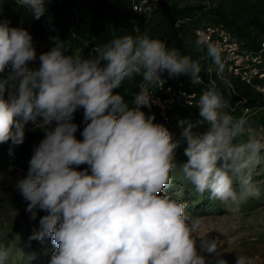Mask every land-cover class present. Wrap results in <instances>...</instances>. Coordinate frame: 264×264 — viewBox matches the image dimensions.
Returning a JSON list of instances; mask_svg holds the SVG:
<instances>
[{"label": "clouds", "instance_id": "obj_1", "mask_svg": "<svg viewBox=\"0 0 264 264\" xmlns=\"http://www.w3.org/2000/svg\"><path fill=\"white\" fill-rule=\"evenodd\" d=\"M50 2L16 0L35 20L45 16ZM10 25L0 19V145L8 143L14 157L29 124L44 134L26 176L14 185L30 220L47 213L29 244L50 238L55 250L49 264H208L201 253L228 264L215 239L203 238L198 245L194 233L202 218L167 191L176 150L186 144L181 170L195 190L210 193L236 215L243 202L261 195L252 172L264 142H238L247 120L231 114L215 81L196 104L199 119L178 122L180 139L142 110L160 104L154 89L162 88L164 73L201 85L199 62L146 33L111 39L87 57L54 36V46L37 55L30 32ZM195 44L206 48L227 84L219 47L199 36ZM37 62L38 67L30 66ZM137 77L139 91L129 103L115 90ZM78 109H83L82 139L76 136L80 125L73 122ZM12 252L0 240V264H8ZM24 255L27 264L36 259L34 252ZM258 261L259 256L240 255L235 264Z\"/></svg>", "mask_w": 264, "mask_h": 264}, {"label": "trees", "instance_id": "obj_2", "mask_svg": "<svg viewBox=\"0 0 264 264\" xmlns=\"http://www.w3.org/2000/svg\"><path fill=\"white\" fill-rule=\"evenodd\" d=\"M213 5H189L181 6L176 0H161L159 5L150 14H139L132 11L131 0H51L47 5V12L43 20L48 26V32L39 31L44 41L53 47L51 36H59L66 41V46L72 50H79L81 55L87 57L94 46H101L111 39L123 35H143L164 41L168 47H174L182 54L191 55L196 59L198 47L196 38L191 34V27L200 21L221 22L228 30L244 39L249 48L257 46L258 40L264 37V0H219ZM188 20L179 27L174 24L177 20ZM46 50V49H45ZM186 79L188 76L181 75ZM201 76L206 80L205 74ZM140 78L134 81H125L118 91L131 103L134 93L137 92V84ZM233 90L224 82L218 83V89L230 105L234 107L232 115L240 114L239 105L236 104L238 93L246 99L245 105L254 110L251 120L264 129V100L253 89L232 78ZM185 87L189 91L196 90L199 96L206 89L204 85L195 86L190 79L185 81ZM234 92V93H233ZM196 111L198 108H188ZM181 109L185 114L186 110ZM83 109H78L74 114V123L80 125L76 133L77 139H82L80 132L83 130ZM156 123L162 124L159 120ZM42 132V136H43ZM26 142L16 149V157L22 167L27 171L31 158L25 151ZM6 146L0 145V168L4 165L3 156ZM86 167L82 165L81 169ZM26 176V175H25ZM40 211L35 222L39 225V218L46 215Z\"/></svg>", "mask_w": 264, "mask_h": 264}, {"label": "rangeland", "instance_id": "obj_3", "mask_svg": "<svg viewBox=\"0 0 264 264\" xmlns=\"http://www.w3.org/2000/svg\"><path fill=\"white\" fill-rule=\"evenodd\" d=\"M176 1L181 6L185 4L211 6L219 3V0ZM0 7L2 17L11 21L10 26L23 27L30 32L32 37L43 38L39 34L40 29L41 32L45 30L42 27V22L46 24L43 18L40 20L33 19L28 10L19 6L16 0H0ZM48 45L49 43L46 45L45 42L46 50L44 52L51 49ZM236 103L239 105L240 114H233V116L236 118L243 116L247 120L246 132L243 136L238 137V142L244 143L249 139H259L264 142V129L251 120L254 110L245 112L242 104L238 101ZM262 107L264 106L259 105L258 108L261 109ZM182 116L183 119L195 122L199 119V109L196 111L188 109ZM205 128L206 126L201 127L197 131L202 132ZM180 131L178 123H175L171 131L174 139H180ZM42 138L40 129L33 130L31 126L26 128L25 151L29 156H32L34 147L39 144ZM3 145L6 146V150L3 156L5 162L0 168V240L13 248L8 264H27L24 253L33 252L36 254V259L30 261V264H49L51 255L55 250L54 245L50 238L43 243L32 241L29 244L28 237L34 230L39 229V225L35 220H30L29 214L25 211L26 202L14 187L16 181L23 178L27 171L16 157L17 148L14 157H10L8 155L9 144ZM184 147L186 144H182L176 150V161H174L176 168L172 173L173 183L167 191L173 198L187 202V212L202 218L201 228L194 233L198 245L203 238L215 239L218 243V251L224 254L223 258L227 260L228 264H235L237 256L240 255L259 256L261 262L258 261V264H264V150H262L261 162L252 172L253 181L260 188L261 195L258 198L253 197L243 202L240 205L239 214L233 215L219 200L210 199V193H198L194 186L184 178L181 170V164L187 161L183 151ZM201 254L205 255L208 264H216L217 256L207 253Z\"/></svg>", "mask_w": 264, "mask_h": 264}, {"label": "built area", "instance_id": "obj_4", "mask_svg": "<svg viewBox=\"0 0 264 264\" xmlns=\"http://www.w3.org/2000/svg\"><path fill=\"white\" fill-rule=\"evenodd\" d=\"M160 2L161 0H131V8L132 11L139 14H150ZM0 19H3L1 7ZM177 21L180 22L179 25H177ZM177 21L174 24L175 27H179L188 20ZM42 27L45 32L48 31L46 24L43 22ZM191 34L196 39L198 36L202 37L219 47L225 63V69L221 75L227 79V85L232 91H234L232 78H236L250 86L264 100V37L258 40L256 47L249 48L244 39L228 30L223 23L210 21H200L194 24L191 27ZM33 43L37 50V55L44 52L45 41L43 38L33 37ZM189 56L191 57V55ZM195 61L199 62L202 72L206 76V80L202 78L203 83L201 85L207 87L211 81H215L216 86H218L220 81L224 82L221 76L217 75V67L211 57L207 55L206 48L204 50L198 49ZM30 66L38 67V62ZM162 79L165 81L162 88L154 89V98L159 100L160 104H154L151 111L147 108L142 110L147 115L155 114V120H159L171 132L175 123L183 120L181 109L198 108L196 104L200 96L196 90L189 91L186 89L185 81L188 77L184 79L180 75L176 78H169L168 74L164 73ZM138 91L139 88L137 87ZM234 94L239 96L237 101L242 104L245 112L253 111L252 108L245 105L246 99L243 96L238 93ZM231 108L233 109L234 107L231 106ZM28 126L33 127L31 124Z\"/></svg>", "mask_w": 264, "mask_h": 264}]
</instances>
